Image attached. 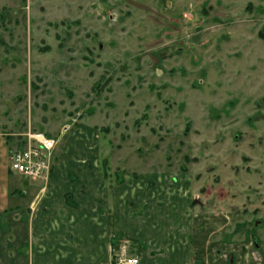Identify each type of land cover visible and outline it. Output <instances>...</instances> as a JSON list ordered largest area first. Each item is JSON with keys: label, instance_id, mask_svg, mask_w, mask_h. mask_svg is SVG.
Here are the masks:
<instances>
[{"label": "rangeland", "instance_id": "374dc122", "mask_svg": "<svg viewBox=\"0 0 264 264\" xmlns=\"http://www.w3.org/2000/svg\"><path fill=\"white\" fill-rule=\"evenodd\" d=\"M260 34L264 0H0V135L84 120L110 171L167 172L264 235Z\"/></svg>", "mask_w": 264, "mask_h": 264}, {"label": "crops", "instance_id": "0c3cea01", "mask_svg": "<svg viewBox=\"0 0 264 264\" xmlns=\"http://www.w3.org/2000/svg\"><path fill=\"white\" fill-rule=\"evenodd\" d=\"M68 127L47 185L11 171L0 135V264H264L247 208L176 188L167 172L110 171L96 128Z\"/></svg>", "mask_w": 264, "mask_h": 264}, {"label": "built area", "instance_id": "2783aa9c", "mask_svg": "<svg viewBox=\"0 0 264 264\" xmlns=\"http://www.w3.org/2000/svg\"><path fill=\"white\" fill-rule=\"evenodd\" d=\"M70 128L65 126L61 135L67 134ZM25 148L13 151L10 156V169L31 181H49L53 152L59 144L58 139L49 137L44 133H31L26 135ZM118 264H139L138 259L123 257Z\"/></svg>", "mask_w": 264, "mask_h": 264}, {"label": "trees", "instance_id": "16d2710c", "mask_svg": "<svg viewBox=\"0 0 264 264\" xmlns=\"http://www.w3.org/2000/svg\"><path fill=\"white\" fill-rule=\"evenodd\" d=\"M260 36H261L262 38H264L263 34H262V35L260 34ZM8 140H9V138H8Z\"/></svg>", "mask_w": 264, "mask_h": 264}]
</instances>
